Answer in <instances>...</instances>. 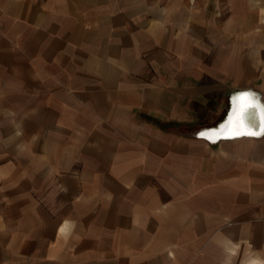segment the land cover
Segmentation results:
<instances>
[{
  "label": "crops",
  "instance_id": "obj_1",
  "mask_svg": "<svg viewBox=\"0 0 264 264\" xmlns=\"http://www.w3.org/2000/svg\"><path fill=\"white\" fill-rule=\"evenodd\" d=\"M238 93L264 0H0V264H264V129L198 135Z\"/></svg>",
  "mask_w": 264,
  "mask_h": 264
},
{
  "label": "bare ground",
  "instance_id": "obj_2",
  "mask_svg": "<svg viewBox=\"0 0 264 264\" xmlns=\"http://www.w3.org/2000/svg\"><path fill=\"white\" fill-rule=\"evenodd\" d=\"M252 93H238L232 97L231 107L226 117L218 124L207 130L198 133L199 136L214 143L220 138H236L239 136L257 135L264 129V105L251 98ZM248 108L247 115L244 116L245 127L236 124L235 117L241 111Z\"/></svg>",
  "mask_w": 264,
  "mask_h": 264
},
{
  "label": "rangeland",
  "instance_id": "obj_3",
  "mask_svg": "<svg viewBox=\"0 0 264 264\" xmlns=\"http://www.w3.org/2000/svg\"><path fill=\"white\" fill-rule=\"evenodd\" d=\"M223 102V101H222ZM221 102V99L219 98L218 99V102L216 103V107H218L219 106V109H220V107H221V105H224V102L222 103ZM209 104V103H208ZM221 113L222 112H220L219 114H218V116H216V118L217 119H215V121H217L216 123H219L220 122V120H218V119H220L221 118ZM217 115V114H216ZM220 116V117H219ZM214 125V124H213ZM210 128H212V127H210ZM197 137V136H196Z\"/></svg>",
  "mask_w": 264,
  "mask_h": 264
},
{
  "label": "snow or ice",
  "instance_id": "obj_4",
  "mask_svg": "<svg viewBox=\"0 0 264 264\" xmlns=\"http://www.w3.org/2000/svg\"><path fill=\"white\" fill-rule=\"evenodd\" d=\"M248 111H249L248 108L243 109V110L241 111V113H240L241 118H243L244 116H246Z\"/></svg>",
  "mask_w": 264,
  "mask_h": 264
}]
</instances>
